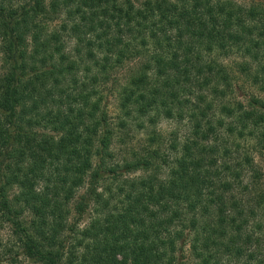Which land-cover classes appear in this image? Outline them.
<instances>
[{
	"label": "trees",
	"instance_id": "trees-1",
	"mask_svg": "<svg viewBox=\"0 0 264 264\" xmlns=\"http://www.w3.org/2000/svg\"><path fill=\"white\" fill-rule=\"evenodd\" d=\"M0 57V225L22 256L263 263L264 185L243 177L264 156V0H0ZM161 119L191 132L115 156L117 130Z\"/></svg>",
	"mask_w": 264,
	"mask_h": 264
},
{
	"label": "rangeland",
	"instance_id": "rangeland-1",
	"mask_svg": "<svg viewBox=\"0 0 264 264\" xmlns=\"http://www.w3.org/2000/svg\"><path fill=\"white\" fill-rule=\"evenodd\" d=\"M0 65H1V60H0ZM105 95L107 96L108 99L106 103L108 106L109 118L112 123H116L117 115L119 114L117 101L111 92L108 91L106 92ZM153 131H155L156 133L161 132L163 134L166 141V144L163 146V148L166 150V153H168L169 147L171 146V143L175 141V139L178 138L180 140L184 139L191 132V130H189V127L187 124H185V122L178 123L171 120L166 121L163 119H161L157 123L156 127L147 125L146 129L135 131L133 133L130 132L125 141H122L121 139L122 137H125V135L119 130H117L116 140L112 147L115 156L120 158L123 155L128 156L129 153L137 152L139 149H141L142 147L146 146V144H148L147 142L148 137L151 136V132ZM248 154L253 158L254 163L257 166V172H255L256 175L253 172H250L247 175L245 174L243 177V181L247 185L253 184L251 189H254L257 188V184L262 183L264 185V156H262L259 153H248ZM253 176L256 178L254 179ZM89 217L90 215L83 217L80 226L83 227L84 225H87L89 223ZM32 219H33V212L31 210H25V212L21 216V220H23V222L26 223L27 225H30L32 223ZM11 232L12 230L9 227V225L7 224L0 225V256L3 260L1 264H37L21 255L19 250V245L15 243V239L12 237ZM8 251H11L10 254L13 256L18 254L15 261H12L11 255L7 254ZM220 264H249V263L247 262L245 263L243 261L237 263L225 257L222 258ZM262 264H264V261Z\"/></svg>",
	"mask_w": 264,
	"mask_h": 264
}]
</instances>
